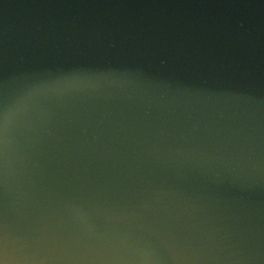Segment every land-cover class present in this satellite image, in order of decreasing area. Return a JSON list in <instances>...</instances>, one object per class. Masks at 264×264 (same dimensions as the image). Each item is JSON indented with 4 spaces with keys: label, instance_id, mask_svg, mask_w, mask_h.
Wrapping results in <instances>:
<instances>
[{
    "label": "water",
    "instance_id": "water-1",
    "mask_svg": "<svg viewBox=\"0 0 264 264\" xmlns=\"http://www.w3.org/2000/svg\"><path fill=\"white\" fill-rule=\"evenodd\" d=\"M0 264H264V0H0Z\"/></svg>",
    "mask_w": 264,
    "mask_h": 264
},
{
    "label": "snow or ice",
    "instance_id": "snow-or-ice-1",
    "mask_svg": "<svg viewBox=\"0 0 264 264\" xmlns=\"http://www.w3.org/2000/svg\"><path fill=\"white\" fill-rule=\"evenodd\" d=\"M2 248H3V242L2 240H0V250H2Z\"/></svg>",
    "mask_w": 264,
    "mask_h": 264
}]
</instances>
